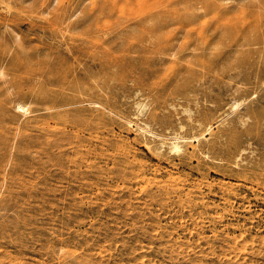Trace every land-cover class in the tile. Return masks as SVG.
<instances>
[{"label":"rangeland","instance_id":"1","mask_svg":"<svg viewBox=\"0 0 264 264\" xmlns=\"http://www.w3.org/2000/svg\"><path fill=\"white\" fill-rule=\"evenodd\" d=\"M249 1L0 0V264H264Z\"/></svg>","mask_w":264,"mask_h":264},{"label":"bare ground","instance_id":"2","mask_svg":"<svg viewBox=\"0 0 264 264\" xmlns=\"http://www.w3.org/2000/svg\"><path fill=\"white\" fill-rule=\"evenodd\" d=\"M246 5L256 7L257 9L263 10L264 12V0H250ZM240 43H252V42L246 41V42H240ZM18 109H21V111L23 112L26 111V108L22 105H18ZM170 150L178 153L180 152L181 149H180L179 144L176 141H174L170 144Z\"/></svg>","mask_w":264,"mask_h":264}]
</instances>
